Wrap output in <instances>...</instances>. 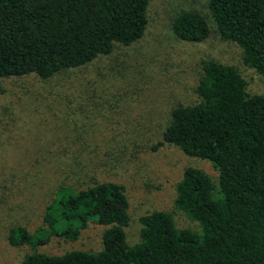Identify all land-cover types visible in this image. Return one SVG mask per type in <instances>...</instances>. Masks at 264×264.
I'll list each match as a JSON object with an SVG mask.
<instances>
[{
	"label": "trees",
	"instance_id": "1",
	"mask_svg": "<svg viewBox=\"0 0 264 264\" xmlns=\"http://www.w3.org/2000/svg\"><path fill=\"white\" fill-rule=\"evenodd\" d=\"M148 2L0 0V79L34 74L48 81L131 45L146 27ZM206 8L217 37L236 44L242 63L264 75V0H206ZM170 28L186 42H201L209 34L205 17L193 10L177 13ZM75 79L62 97L70 128L59 126L72 131L69 141L79 144L78 128L91 125L78 124V114L86 118L98 106L97 99L100 112H105L107 88ZM245 85L233 65L201 60L195 101L169 109L151 146L174 147L186 157L207 161L216 171L213 181L201 168L185 165L174 184L173 210L195 222L197 229L179 228L170 212L154 210L138 217L137 240L127 244L124 188L94 175L95 169L104 172L105 166H114L113 149L120 146L106 148L111 141H101L93 151L72 152L66 179L56 183L40 208V223L27 228L16 222L6 228L5 240L18 252V262L264 264V94H249ZM63 136L68 140L67 133ZM117 136L113 133L111 139ZM87 154L89 164L95 154L99 158L89 168L83 163ZM95 228L99 242L94 250L42 251Z\"/></svg>",
	"mask_w": 264,
	"mask_h": 264
},
{
	"label": "rangeland",
	"instance_id": "2",
	"mask_svg": "<svg viewBox=\"0 0 264 264\" xmlns=\"http://www.w3.org/2000/svg\"><path fill=\"white\" fill-rule=\"evenodd\" d=\"M182 10L205 17L209 27L206 39L186 42L172 34L171 21ZM213 28L206 0H149L144 32L131 45L48 81L34 74L0 79V264H20L18 252L5 240L6 228L16 222L27 228L40 223V208L55 192L56 183L66 179L72 152L93 151L101 141H111L106 148L120 146L113 149L114 166H105L106 173L95 169L94 175L124 188L129 214L124 228L127 244L137 240L138 217L154 210L170 212L179 228L197 229L195 222L173 210L174 184L185 165L201 168L213 181L216 171L207 161L186 157L174 147L151 148L159 139L168 111L195 101L201 60L233 65L249 94H264V75L245 66L237 45L221 41ZM75 77L77 82L91 81L93 87L107 88L105 112H100L97 99L98 106L86 118L77 113L78 124L91 125L78 128L79 144L69 141L72 131L62 129L70 128L62 97L72 90L68 84ZM113 133L118 134L114 141ZM89 155H83L88 168L99 159L95 154L89 164ZM89 229L75 241L50 244L42 251L94 250L98 231Z\"/></svg>",
	"mask_w": 264,
	"mask_h": 264
}]
</instances>
